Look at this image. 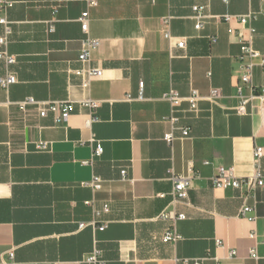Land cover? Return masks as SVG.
Returning <instances> with one entry per match:
<instances>
[{"label": "crops", "instance_id": "obj_1", "mask_svg": "<svg viewBox=\"0 0 264 264\" xmlns=\"http://www.w3.org/2000/svg\"><path fill=\"white\" fill-rule=\"evenodd\" d=\"M8 1L11 32L0 50L15 63L0 61V76L12 72L16 82L0 87V264H89L84 259L95 248L105 264H264V186L247 199L254 219L239 215L244 191L212 186L218 167L249 176L253 146L264 152V108L254 100L247 114L234 111L242 64L235 33L264 56V0H98L95 7L85 0ZM193 5L206 7L200 30ZM85 10L88 35L100 40L92 65L102 71L88 89L72 74ZM224 14H252L254 33ZM180 39L184 48L176 46ZM254 63L252 82L264 86ZM169 89L182 98L174 107L162 97ZM192 90L200 96L195 108L186 100ZM26 97L75 104L56 124L35 107L21 111ZM85 98L97 107L78 102ZM171 114L174 129L165 119ZM40 141L49 142L47 151L34 148ZM97 144L102 153L93 157ZM174 174L192 179L186 201L172 205ZM93 176L102 181L98 191L83 185ZM92 199L96 207L108 203L103 230L91 225L95 207L85 201ZM171 209L185 215L175 222L180 239L162 242L172 221L155 217Z\"/></svg>", "mask_w": 264, "mask_h": 264}, {"label": "built area", "instance_id": "obj_2", "mask_svg": "<svg viewBox=\"0 0 264 264\" xmlns=\"http://www.w3.org/2000/svg\"><path fill=\"white\" fill-rule=\"evenodd\" d=\"M227 2L228 0H222ZM88 7H95L98 5V0H85ZM10 5L8 0H0V25L4 28V34L0 37V45L5 46L7 44V37L11 32L10 26L5 17V11ZM192 18L194 20V27L197 30H200L204 27L208 15L206 14L205 5H193L191 7ZM221 18L225 22H229L231 19H234L239 25L246 26L249 33H254L252 27H248V22L250 19L254 18L252 14L245 15H228L224 14ZM88 19L89 13L87 10L83 11L79 18L80 30L83 34V37L80 40V49L78 53V62L80 66L72 71V74L77 76L80 79V86L83 89H88L89 83L95 79H98L102 76L101 69L94 67L92 65V54L99 47L100 40L91 38L88 35ZM53 30L52 28L50 29ZM229 33H233L232 29H228ZM236 42L240 45V54L238 59L241 61V73L238 76V81L235 85L236 88V97L238 99L237 105L234 107L235 113L238 115H244L248 113V106L251 105V102L254 100L258 101L257 109L262 111L264 108V86H256L252 82V70L255 65L254 60H257V64L260 66L261 70L264 72V56L259 53L251 44V42L245 38L241 30H238L235 33ZM211 42H214V38H210ZM176 46L179 48H184L185 40L180 39L176 41ZM0 61H2L6 66L12 65L15 63V57L8 53L6 49L0 50ZM16 82V76L12 72H7L3 76H0V87L4 90ZM246 87L249 90L248 94H245L243 88ZM140 90L142 91V83H140ZM218 96L216 89H211L209 99H214ZM163 99L168 101L172 107L176 106L179 101L182 100L180 95L173 89H169L163 94ZM200 99V96L196 90H192L189 97L186 100L190 103L192 108L196 107V102ZM81 105H84L89 108L97 107V102L91 100L90 98H85L78 101ZM74 101L71 100H52V101H38L33 97H26L22 101L18 102V107L21 111L25 112L28 107H35L37 109L39 117H45L48 114H52L53 120L56 124L61 123L65 117L74 108ZM173 111V110H172ZM171 125L172 129L175 128V123L177 118L174 115H169L165 117ZM183 136L188 134V128H181ZM164 139L170 142L173 139L172 132L164 134ZM34 148L37 151H47L49 149V142L40 141L35 143ZM102 147L97 144L94 149L92 156L96 157L101 155ZM263 148L254 145L252 149V165L253 171L249 176L238 177L234 173L232 167H218L215 174L212 176V186L218 190L225 189H236L244 191L245 195L242 198V205L239 209V215L241 217H246L248 219H254V217L249 216L252 207L247 203L248 198H253L255 191L264 186V173L261 169V159L263 157ZM122 179L126 178V171L122 169L120 171ZM191 175H172L171 177V189L168 193L170 196V203L175 205L176 203H183L188 197V190L191 184ZM131 182V180H128ZM101 179L98 176H93L92 179L83 183V185L91 188L92 191H98L101 189ZM96 200L85 201L86 205H91L95 211L96 221L92 222L91 225L97 230H103L107 227L108 221L103 219V215L109 212V206L107 202H102L100 207H96ZM159 220H171L172 224L165 229L161 236L162 242H175L180 239V235L177 233L175 228V222L178 220L185 219V215L180 212H176L174 209L163 210L156 217ZM83 224H80L82 227ZM250 238L255 237V233L249 234ZM217 244H220L218 241ZM250 257L257 258L255 249L250 250ZM85 262L89 264H105V260L102 257L101 251L98 248L92 250L90 254L85 257ZM5 264V263H4Z\"/></svg>", "mask_w": 264, "mask_h": 264}]
</instances>
